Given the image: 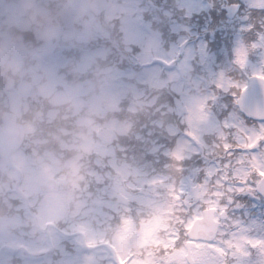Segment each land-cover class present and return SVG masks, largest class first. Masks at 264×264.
<instances>
[{
	"label": "clouds",
	"instance_id": "obj_1",
	"mask_svg": "<svg viewBox=\"0 0 264 264\" xmlns=\"http://www.w3.org/2000/svg\"><path fill=\"white\" fill-rule=\"evenodd\" d=\"M201 6L0 0V264H173L163 243L178 234L183 247V224L169 221L161 244L146 235L172 182L151 183L164 171L153 148L167 142L161 123L178 124L190 79L219 57L206 29L221 16ZM178 53L194 71L177 77Z\"/></svg>",
	"mask_w": 264,
	"mask_h": 264
},
{
	"label": "rangeland",
	"instance_id": "obj_2",
	"mask_svg": "<svg viewBox=\"0 0 264 264\" xmlns=\"http://www.w3.org/2000/svg\"><path fill=\"white\" fill-rule=\"evenodd\" d=\"M242 28H248V24H245V25H241ZM250 30V29H248ZM256 34H257V31H256ZM242 37V36H241ZM237 40V39H236ZM237 46V45H236ZM262 52H263V57L261 59V61L264 62V49H262ZM215 66H218L217 63H215ZM211 73H213V70L211 71ZM217 78V76L215 77V79ZM188 101V100H187ZM203 105V108H200L201 109H205L206 108V103H203L202 101V104ZM187 121L189 122L190 126L192 127V133L195 134H198L200 133L201 131V126H199L198 123H196L192 118L190 117H186ZM211 126L213 130L215 131H218V132H221V128H223V126H225L226 124L228 125V123H231L232 126H235L236 123H235V120L232 116H230L228 118V120H225L221 123L218 122L217 119H213L211 118ZM229 126V125H228ZM184 141L187 142V139L184 138ZM210 143V144H209ZM167 145L173 147V141H172V138L167 142H166ZM207 144L212 145V139L209 138V140L207 141ZM182 145V144H181ZM204 153L203 151L200 153V155L202 156ZM232 160V159H231ZM237 161L234 160V161H226L223 165V171L221 172V168L219 167H213V173H215L213 175V177H216L218 176L217 178H214L215 182H212L210 183V180L211 178H205V181H204V188L202 190V193H203V197L201 198V201L202 203H205V204H222V210H224L225 208L227 209V212H226V220L227 218L230 219V215L231 218H236L237 219L235 220L236 222H238V216L239 215H242L240 213V211H242L244 209V204H242L241 202H232L231 200L233 199H230V198H225L223 199V196L224 194L226 193H230V194H233L234 196H236L239 191H237L236 189H239V188H246L245 185H244V182L240 179V176H243L245 172H247V170L243 167H239V165H237V167H234L236 166L235 163ZM238 163V162H237ZM228 178V179H227ZM194 179V176H189L187 178H183V181H180L178 186H179V191H180V194L182 192H185V191H189L190 192V188H189V185L191 183V181ZM233 179H235V181H232ZM159 184H162V180L158 181L157 179H155L154 177L152 178L151 180V183L153 185H155V183H158ZM173 184V183H171ZM248 185V184H247ZM185 189V191H183ZM231 189V190H230ZM170 190H172V188H170ZM217 193H222L221 196H217L216 194ZM222 200V201H221ZM171 203L174 201L172 199H170ZM171 205H161L160 206V213H165V212H168L169 209H173ZM243 207V209H242ZM258 207V203L257 202H254L253 203V208L257 209ZM230 212V215L228 216V213ZM227 222V221H226ZM158 223V222H157ZM253 224H251L248 228L250 229L252 227ZM242 232V231H241ZM154 232L153 231H147L146 232V235L148 238H150L153 242H155V236L153 234ZM249 239H254V240H261L260 238H258L257 236H250ZM89 245H91V242H88ZM252 250L253 252H258V251H262L263 252V258H264V248H260V247H252ZM218 249H220V247H218ZM243 254V252H242ZM172 255H176L175 252H172ZM204 255L207 256V252L205 250H202L198 253L195 252L194 254V257L195 259H201L204 257ZM243 255H239V257L243 258L242 257ZM120 260L122 261V263L124 264H127V260L126 258L124 257H121Z\"/></svg>",
	"mask_w": 264,
	"mask_h": 264
},
{
	"label": "snow or ice",
	"instance_id": "obj_3",
	"mask_svg": "<svg viewBox=\"0 0 264 264\" xmlns=\"http://www.w3.org/2000/svg\"><path fill=\"white\" fill-rule=\"evenodd\" d=\"M260 40L262 42L261 44L254 43L251 45V48L255 49L257 47L264 46V35L260 36ZM235 54H236V59L234 62L237 65H239L242 69L246 67L247 62H248L247 61L248 48L241 45L235 50ZM250 79L259 80L261 82V86L264 87V68H262L259 72H254L252 77H250ZM217 87L224 89V91H229L230 89H233V88L237 89L238 92H232V95L235 97L234 103L236 105H239L242 110H247L245 107V96L249 89L248 82H240V81L234 82V81H231L230 79L226 80L224 74L221 73L219 77V81L217 83ZM213 99H215V97H213ZM201 108H203V105H201ZM249 115H254V116H257L258 118H264V109L257 108L256 111L249 112ZM225 126L227 127L228 125L226 124ZM239 131L244 132V129L240 128ZM188 134L194 135V133L192 132H189ZM246 139H247V142L237 144L236 147L245 149L248 151L258 148L260 144L264 142V124L260 126L259 132L253 131L251 135H247ZM221 140L222 142H224L223 147L226 151L233 147V145L226 142V137L223 134H221ZM247 159L248 157L244 156L238 161V163H243ZM249 164H250V170L248 172H245L243 176H240V179L243 182L246 183L247 179L252 175V173H256L259 177L264 178V151H262L259 154L254 153L251 157V160L249 161ZM260 183L264 184V180H261ZM236 190L239 192H244L246 190L251 191L250 188L248 189L239 188ZM216 195L221 196L222 193H217ZM215 209H216V205L213 204L211 207H209L208 211L212 212V211H215ZM226 211L227 209L225 208L224 212ZM224 212H222L221 214H224ZM243 242L244 244L251 245L254 248L256 247L264 248V240H254V239H249L247 237H244ZM228 243H229V247H232L231 242H228ZM236 247L240 251L243 252V248L240 245H237ZM217 251L220 252L222 255L224 254L223 249H217ZM243 254L247 255L246 252H244Z\"/></svg>",
	"mask_w": 264,
	"mask_h": 264
},
{
	"label": "water",
	"instance_id": "obj_4",
	"mask_svg": "<svg viewBox=\"0 0 264 264\" xmlns=\"http://www.w3.org/2000/svg\"><path fill=\"white\" fill-rule=\"evenodd\" d=\"M253 5H264V0H247ZM232 11V8L230 12ZM254 83H261L259 80ZM215 211L209 212L208 210L204 211L203 218L197 220L192 229L189 232L191 239H204L211 241L214 239L217 232V223L213 220V215ZM191 245V244H190ZM193 245V244H192Z\"/></svg>",
	"mask_w": 264,
	"mask_h": 264
},
{
	"label": "trees",
	"instance_id": "obj_5",
	"mask_svg": "<svg viewBox=\"0 0 264 264\" xmlns=\"http://www.w3.org/2000/svg\"><path fill=\"white\" fill-rule=\"evenodd\" d=\"M175 203V202H174ZM183 204H180V209L181 210H179V212H181V213H178V214H176V213H173V214H169V215H167V214H160V213H157V215H156V219L157 220H161V217H165V216H169V218L167 219V227L165 228L166 230H168V229H171L170 228V224H169V221H176V222H178V223H180V224H183V226H184V234H185V232H186V227H185V224H186V222H187V220L189 221L190 219H191V216H192V214H193V211H191V207L192 206H194V203H193V201H188L187 203H184V202H182ZM185 205H187V208H185ZM183 211V212H182ZM173 212H175V211H173ZM185 217H187V219H185ZM160 231V230H159ZM169 239H170V236H168L167 237V242L166 243H163V247L165 248V249H167L165 246H167L168 245V243H169ZM179 239H180V236L178 235V238H177V240H175V245H176V243L179 241ZM162 242L161 241H159L157 244H161ZM172 261V260H171Z\"/></svg>",
	"mask_w": 264,
	"mask_h": 264
}]
</instances>
